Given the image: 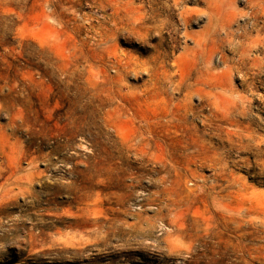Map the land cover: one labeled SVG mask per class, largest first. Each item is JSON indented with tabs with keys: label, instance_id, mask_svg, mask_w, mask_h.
Here are the masks:
<instances>
[{
	"label": "rangeland",
	"instance_id": "obj_1",
	"mask_svg": "<svg viewBox=\"0 0 264 264\" xmlns=\"http://www.w3.org/2000/svg\"><path fill=\"white\" fill-rule=\"evenodd\" d=\"M179 2L0 0V264H264V0Z\"/></svg>",
	"mask_w": 264,
	"mask_h": 264
},
{
	"label": "bare ground",
	"instance_id": "obj_2",
	"mask_svg": "<svg viewBox=\"0 0 264 264\" xmlns=\"http://www.w3.org/2000/svg\"><path fill=\"white\" fill-rule=\"evenodd\" d=\"M177 1V4H179L180 0H176ZM182 18L185 22H188V16L184 14V12H182ZM171 28V27H170ZM218 31V30H217ZM207 32H203V35H205ZM216 33V32H215ZM229 33L227 32L226 33V39L225 41H228L230 43H232V40H229ZM238 59V58H237ZM191 85V84H190ZM191 87V86H190ZM176 88H180L179 85L176 86ZM200 91V90H199ZM193 91L189 90V92L186 94V95H189L190 93H192ZM209 92L207 91L206 93H204L205 95H207ZM194 94V93H193ZM192 97V96H191ZM202 97V96H201ZM203 98V97H202ZM209 98V97H208ZM212 99V98H211ZM209 104L212 105L214 102L211 101L209 99ZM196 109V108H195ZM167 112H170V114H167V115H170L171 117V120L174 121V125L176 127V130H174V135L175 136H182L184 138V141L186 142V144L183 146V148L185 149H188L189 148V140L193 138V133L191 132V129L189 125H186V127L188 128H185L184 130V134H182L181 131H179V128H177L179 125L177 124V122L179 124H183L184 125V122L188 121L190 116L192 115L193 117L195 116V111H194V107L193 106H190V105H184V106H181L178 108V110H173V111H167ZM181 121H183L182 123H180ZM152 134V133H151ZM173 135V136H174ZM154 136V134H153ZM170 136V134L168 135ZM184 144V143H183ZM178 148V147H177ZM165 149V148H164ZM175 151V150H174ZM30 174V173H29ZM33 176H31L32 178ZM21 180V177L19 176H14V175H11L9 177L6 178V182L7 183V186H8V182L7 181H11L10 184L12 185L11 187L9 186L8 188L5 186L6 184H4L2 187H6V191H3L2 189V197H11V196H14L13 194L17 195L18 193L16 192L14 186L16 185L17 188H21V185L19 184V181ZM9 184V185H10ZM4 187V188H5ZM0 190V191H1ZM2 239V238H1Z\"/></svg>",
	"mask_w": 264,
	"mask_h": 264
}]
</instances>
